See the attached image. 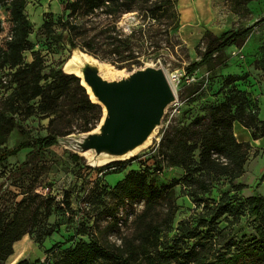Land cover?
<instances>
[{
  "label": "rangeland",
  "instance_id": "obj_1",
  "mask_svg": "<svg viewBox=\"0 0 264 264\" xmlns=\"http://www.w3.org/2000/svg\"><path fill=\"white\" fill-rule=\"evenodd\" d=\"M61 1L25 2L24 13L31 26L28 34L31 48L23 52L24 62L39 57L42 74L62 70L72 51L69 33L59 21ZM173 2L177 12V27L168 29V42L163 41L166 40V19L152 20L142 27V35L135 39L131 55H128L129 50L125 45L120 46L124 50L120 56L131 57L111 62L96 56L112 65L116 77L143 65L160 67L174 89L175 101L166 108L161 124L149 143L131 157L133 159L121 161V167L111 163L90 165L85 156L74 153L63 140H59L37 152L31 147L23 148L15 155L6 157L0 164V210L5 219L12 216L21 199H25L28 215L36 212L35 220L30 221L29 225L31 233L14 244L13 253L4 264H14L24 255L23 259L30 262L39 260L38 264H60V258L67 250L79 241L89 240L90 235H94L117 255L130 247L141 250L154 242L151 236L146 238V233L155 227L161 229L158 242L169 244L180 235L182 229L195 228L199 216L225 190L235 194L233 204L237 205L238 213L221 217L209 229L206 226L199 227L198 235L187 243L203 244L211 252L212 248H218L212 247L213 241L218 243V240L231 238L241 244L255 235L258 222L246 210L245 200L254 193L264 197V179H261L264 173V138L255 146L250 145L244 172L238 179V182L245 185L243 189L232 192L227 180L221 177L214 182L208 194L201 196V203L191 201L186 195L188 189L181 182L183 170L177 166H167L165 159L158 154V143L168 125L180 127L196 118L207 120L209 107L223 101L225 93L232 87L247 94L248 109L254 111L257 107L259 118L264 120V21L254 28L243 43L214 54L211 62L185 75V67L200 59L213 37L264 18V0ZM5 3V0L0 2V45L8 36L9 15ZM105 18L103 13L92 17V23L87 26L88 31L72 38L74 44L86 51L83 41L94 36L92 44L98 51L114 50L119 40L140 25L135 11L126 12L116 20L114 28L108 27V32L105 30L108 25ZM44 21L50 22L52 32L61 35V39L55 40L45 33L41 28ZM112 56L116 58L118 54L115 53L114 57L113 53ZM13 72L14 69L8 65L0 68V108L15 85ZM45 83L46 80H41V84ZM72 93H75L73 87L69 97L77 100L78 97ZM36 102L37 99L31 101L32 104ZM50 118L41 113L30 116L17 113L13 115V126L0 121V149L12 148L20 142H32L56 129L77 133L79 124L83 123L80 114L69 111L65 112L63 118H55L51 124ZM233 124L235 138H245L252 142L249 133L245 131L247 128L236 121ZM241 126L245 128L244 131L240 129ZM73 154L78 159H74ZM132 170L145 175L154 189L163 192V196L143 214V199L138 196L119 198L118 192L113 189L114 184ZM174 182L178 183L169 186ZM169 190L171 195H168ZM64 194H68L69 208L65 205ZM45 200H50L49 216L44 215ZM170 216L172 220L168 223ZM52 225L54 231L51 235L45 236L41 244H36L33 238L42 235ZM117 261L115 258L109 264H119ZM132 264L163 263L151 256L138 255Z\"/></svg>",
  "mask_w": 264,
  "mask_h": 264
},
{
  "label": "trees",
  "instance_id": "obj_2",
  "mask_svg": "<svg viewBox=\"0 0 264 264\" xmlns=\"http://www.w3.org/2000/svg\"><path fill=\"white\" fill-rule=\"evenodd\" d=\"M5 2L9 27L8 36L0 45V68L8 65L14 69L12 75L15 85L0 108V121L13 126L14 114L23 113L24 116H30L41 113L45 117H52L49 120L51 124L55 118L61 119L65 112L69 111L80 114L83 118V123L79 124L77 132L91 130L100 119V106L90 101L79 79L73 74L64 73L61 69L52 74H42L39 57L24 62L23 52L31 48L28 40L31 26L24 13L26 0H5ZM132 11L137 13L140 25L132 28L124 39L119 40L120 45L115 44L114 50L98 51L92 44L94 36L83 41L87 52L102 60L115 62L124 60V57H131L120 56L124 51L120 46L125 45L129 50L128 55H131L134 41L142 35V27L147 26L148 21L166 19V40L163 41H169L168 29L177 27V12L173 0H62L59 21L68 31L69 42L73 48L76 45L72 38L88 31L87 26L92 23V17L100 13L105 14L108 23L105 30L110 32L108 27L114 28L121 14ZM263 21L264 18H260L251 25L236 30H226L213 37L200 59L185 67V75H190L200 66L211 62L214 54L221 53L232 45L243 43L254 28ZM41 28L55 40L61 39V35L52 32L50 22L44 21ZM111 44L113 45L114 42ZM113 53L114 57L115 53L118 56L113 58ZM41 80H46V83L41 84ZM72 87L75 90L72 94L78 97L77 100L69 97ZM35 99H37L36 104H32L31 101ZM247 104V94L232 87L225 93L223 101L209 107L207 120L196 118L189 124L180 127L168 125L163 130L158 143V154L165 159L167 166H177L183 170L181 182L188 189L186 195L191 201L201 203V196L208 194L214 182L221 177L227 180L232 192L240 191L245 186L238 182V179L244 172L250 144L235 138L233 122L236 121L247 128L252 139L264 137V120L259 118L258 108L251 111ZM71 132V130L56 129L47 135L35 138L32 142H20L12 148L0 149V164L6 157L15 155L23 148L31 147L37 152L56 144L58 136ZM72 157L78 159L76 154ZM111 164L121 167L123 162L113 161ZM261 179H264V173ZM177 183L174 182L169 186ZM113 189L118 192L119 198L138 196L143 199L145 207L141 214L163 196L162 190L154 189L147 182L145 175L133 170L122 180L117 181ZM171 194L169 190L168 195ZM64 196L65 205L69 208L68 194ZM234 200V193L231 194L229 190L221 192L213 205L199 216V223L195 228L182 229L180 235L169 244L158 242L161 229L155 227L146 233V238L149 235L154 241L151 246H144L141 250L130 247L124 253L117 255L101 244L94 235H90L89 240L79 241L72 249L67 250L60 258V264H109V261L115 258L119 264H132L138 255L160 259L163 264H264V197L259 193H254L245 200L246 210L258 222L255 235L245 239L241 244L231 238L218 240V243L213 241L212 247L218 246V248H212L211 252L210 249H205L203 244L187 243L198 235L199 227L206 226L209 229L208 227L213 226L221 217L238 213L237 205L233 204ZM49 206L50 200H45V216H49ZM27 209L25 199H21L10 218L5 219L4 213L0 210V264H4L12 255L14 244L31 233L29 225L30 221L35 220L36 212L28 215ZM207 218L208 222H206ZM171 220L170 216L167 222L170 223ZM53 227V225L49 226L42 235L35 236L33 241L38 245L41 244L43 238L54 231ZM23 257L14 264H38L37 259L30 262ZM209 258L212 260L208 261Z\"/></svg>",
  "mask_w": 264,
  "mask_h": 264
},
{
  "label": "water",
  "instance_id": "obj_3",
  "mask_svg": "<svg viewBox=\"0 0 264 264\" xmlns=\"http://www.w3.org/2000/svg\"><path fill=\"white\" fill-rule=\"evenodd\" d=\"M75 68L66 72L65 66ZM62 71L79 79L88 98L101 108L91 130L58 136L90 165H104L133 157L160 126L174 90L160 67L143 65L116 77L112 65L75 46Z\"/></svg>",
  "mask_w": 264,
  "mask_h": 264
},
{
  "label": "crops",
  "instance_id": "obj_4",
  "mask_svg": "<svg viewBox=\"0 0 264 264\" xmlns=\"http://www.w3.org/2000/svg\"><path fill=\"white\" fill-rule=\"evenodd\" d=\"M234 125H235V124H233V128H234ZM241 127H242V126H241ZM240 129H241L242 131H244L245 128L242 127V128H240ZM245 131H246L247 133H249V135H250V132H249L247 129H245ZM250 138H251V136H250ZM261 138H264V137H261ZM261 138H258V139H252V138H251V139H252V142H250V141L246 140L245 138H240V139H239V138L236 137V139H237L238 141H247V142H249V144L252 145V146H255L256 143H258V142L260 141Z\"/></svg>",
  "mask_w": 264,
  "mask_h": 264
},
{
  "label": "bare ground",
  "instance_id": "obj_5",
  "mask_svg": "<svg viewBox=\"0 0 264 264\" xmlns=\"http://www.w3.org/2000/svg\"><path fill=\"white\" fill-rule=\"evenodd\" d=\"M65 63V62H64ZM63 66H64V64H63ZM65 71L66 72H69V71H73L74 73H77V71L75 70V68H71L70 67V65H66L65 66ZM166 77H167V75H166ZM167 79H168V77H167ZM169 81V80H168ZM170 83V82H169ZM171 85V84H170ZM172 87V86H171ZM173 88V87H172ZM174 90V89H173ZM83 155H86L85 153L83 154Z\"/></svg>",
  "mask_w": 264,
  "mask_h": 264
}]
</instances>
